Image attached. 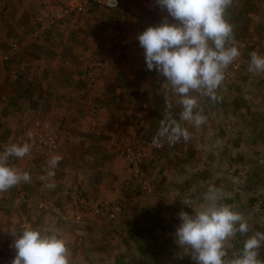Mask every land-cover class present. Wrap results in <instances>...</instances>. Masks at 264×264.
Instances as JSON below:
<instances>
[{"label": "rangeland", "instance_id": "1", "mask_svg": "<svg viewBox=\"0 0 264 264\" xmlns=\"http://www.w3.org/2000/svg\"><path fill=\"white\" fill-rule=\"evenodd\" d=\"M66 4L60 17L40 16ZM164 17L175 22L156 0H0V152L31 148L9 159L30 182L0 192V264L15 255L11 232L34 228L29 217L66 241L69 264H195L174 233L178 213L193 211L182 199L199 207L210 186L249 227L226 241L229 257L264 232V73L249 71L251 53L264 55V0L226 10L240 55L216 100L192 93L200 126L180 120L179 97L146 67L137 36ZM166 112L190 138L157 148Z\"/></svg>", "mask_w": 264, "mask_h": 264}, {"label": "clouds", "instance_id": "2", "mask_svg": "<svg viewBox=\"0 0 264 264\" xmlns=\"http://www.w3.org/2000/svg\"><path fill=\"white\" fill-rule=\"evenodd\" d=\"M156 3L175 22L164 17L158 25L148 26L138 34L147 70H155L163 77L161 87L165 93L179 97L180 120L200 126L205 117L194 112L198 101L192 93L216 100L215 91L224 80V70L240 55L235 46L229 45L233 27L225 18L232 0H156ZM249 71L264 73V55L251 53ZM166 107L170 109L171 105ZM189 138L188 130L166 112L152 144L159 148L163 141L172 145ZM30 150L28 143H13L0 152V192L22 181L30 182L27 171L9 164L10 157L23 158ZM61 159L57 154L49 160L50 175H54L51 170ZM203 200L205 203L193 207L190 200L182 199L193 210L191 214L183 210L178 213L180 223L174 233L175 243L186 249L184 254H190L195 264H264L258 258L264 232L248 236L242 249L229 257L226 241L237 232L248 233V224L239 212L220 202L214 186L208 188ZM11 234L14 237L11 247L15 250L11 264H69V249L58 234L31 226L24 227L19 235Z\"/></svg>", "mask_w": 264, "mask_h": 264}, {"label": "built area", "instance_id": "3", "mask_svg": "<svg viewBox=\"0 0 264 264\" xmlns=\"http://www.w3.org/2000/svg\"><path fill=\"white\" fill-rule=\"evenodd\" d=\"M104 2L108 5V6H110V7H118L119 6V4H120V0H104ZM69 4H70V2H69ZM69 10V7H67V4L65 5V7L62 9V10H56V11H53V15H50L49 13H47V11H45V10H42L41 12H40V16L42 17V18H44V17H50V16H54V19H55V17H60V16H62L63 15V13L65 12V11H68ZM51 140L52 141H55V138H53V137H51ZM75 194L76 195H78L76 192H75ZM76 196L73 194V198H75ZM112 215H113V213H111Z\"/></svg>", "mask_w": 264, "mask_h": 264}, {"label": "crops", "instance_id": "4", "mask_svg": "<svg viewBox=\"0 0 264 264\" xmlns=\"http://www.w3.org/2000/svg\"><path fill=\"white\" fill-rule=\"evenodd\" d=\"M90 180H91V183H93V178H92V177L90 178ZM0 200H1V199H0ZM3 201H4V200H3ZM23 204H25V203H23ZM136 210H137V209H136ZM23 211H24L27 215H31L32 212L35 213V212H34V208L31 209L32 212L28 211V210H27V207L24 208ZM134 212H136V211H134ZM143 213H144L145 215L148 214V213H146V212H143ZM32 215H33V214H32ZM127 217L130 218V220H131V218H134L135 215H134L133 212H129V213L126 215V218H127ZM29 218L33 220L32 222L34 223V229H38V230H40V229L38 228V226H43V225H44L43 222H42V225H37V224H41V223H40L41 221H38V220L36 219V223H35V219H33V218H31V217H29ZM42 219L45 220V218H42ZM16 225H17V223H16ZM16 225H15V226H16Z\"/></svg>", "mask_w": 264, "mask_h": 264}]
</instances>
